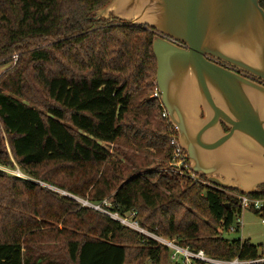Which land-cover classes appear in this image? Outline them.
I'll return each instance as SVG.
<instances>
[{
    "label": "trees",
    "instance_id": "1",
    "mask_svg": "<svg viewBox=\"0 0 264 264\" xmlns=\"http://www.w3.org/2000/svg\"><path fill=\"white\" fill-rule=\"evenodd\" d=\"M107 1L0 0V264H170L165 246L77 197L134 212L140 227L191 251L264 256L222 236L240 213L228 190L144 170L171 160L177 135L152 97L154 33L96 18ZM119 141L147 156L118 147L113 155L108 144ZM15 166L67 195L1 169ZM259 191L250 196L264 199V184ZM250 211L264 221V207ZM57 223L63 228L43 229Z\"/></svg>",
    "mask_w": 264,
    "mask_h": 264
},
{
    "label": "water",
    "instance_id": "2",
    "mask_svg": "<svg viewBox=\"0 0 264 264\" xmlns=\"http://www.w3.org/2000/svg\"><path fill=\"white\" fill-rule=\"evenodd\" d=\"M109 12L155 33L156 89L190 170L213 186L259 193L264 86L206 58L264 81L259 0H111L94 14L99 18Z\"/></svg>",
    "mask_w": 264,
    "mask_h": 264
},
{
    "label": "built area",
    "instance_id": "3",
    "mask_svg": "<svg viewBox=\"0 0 264 264\" xmlns=\"http://www.w3.org/2000/svg\"><path fill=\"white\" fill-rule=\"evenodd\" d=\"M154 97H159V93L156 90L154 93ZM163 108V107H162ZM162 117L167 118V114L165 110L163 109ZM172 157H171V163H170V169L171 171H174L178 174H186L187 177H194V174L190 170V165L188 161V157L186 152L179 146L177 142V136L172 140ZM17 176L18 173H15ZM208 185H211L210 183H205ZM228 190L227 192H229ZM234 199L233 201L238 205L240 209V213H238L234 219L232 224L229 227V231H236L239 226L242 224L241 214L244 210H254L258 211L261 210L264 207V199L263 198H256L252 197L250 195L238 193L231 195ZM82 205H86L89 207H92L95 210L101 211L103 213H107L104 209L101 208L100 204H91L84 200H79ZM103 204H106L105 201H103ZM121 222H125V220H122ZM262 223L264 221L262 220ZM126 226L141 233L145 236L155 240L157 243L165 246L170 254L171 259L174 263L178 264H258L264 262V256L259 257L257 259H240L238 257H234L232 259H222V258H216L209 256L204 253L203 250L198 251H191L190 249L181 246L175 239H169L162 237L156 233L148 232L141 228L136 220L132 217V219L129 221L126 217Z\"/></svg>",
    "mask_w": 264,
    "mask_h": 264
},
{
    "label": "rangeland",
    "instance_id": "4",
    "mask_svg": "<svg viewBox=\"0 0 264 264\" xmlns=\"http://www.w3.org/2000/svg\"><path fill=\"white\" fill-rule=\"evenodd\" d=\"M110 2H111V0H108L103 6H101L98 9H96L95 12L97 10H99V9L102 10V9L106 8L110 4ZM99 18H103L104 20H109L110 18H112L115 21H118V22H121V23H124V24H127V25L139 26V25H135V24H129L127 20L121 19L118 16H115L112 12H109L107 14H103V16L102 17H99ZM16 59H17V55L16 54L12 55L13 63H14V61ZM4 71H5V66H0V75ZM156 90L155 89L153 90L152 97H154V93L156 92ZM119 143L120 144H115V145L114 144H108L111 152H112V149L113 148L118 147L120 150L125 151V152L127 151L130 154L136 156V158H143V157L147 156V154H144V153H142L140 151H136V150H134L132 148H128V146H126V143L123 142V141H119ZM6 151H7L8 154H10V151H9V148H8L7 144H6ZM112 154L114 155V152H112ZM114 158H119V157H117L115 155ZM149 159H152V160L154 159L155 162L157 161V159H155V158H153L151 156H149ZM121 161L126 164V161L125 160H121ZM170 163H171V160H169L168 162H166L164 164V166H159L158 165L159 164L158 162H156V163L153 162L151 164H148L146 167H144V170L147 169V170L157 171L159 173H164V174H172V175L176 174V175L185 176V177L187 176L186 174H178V173H176L174 171H171V169H170ZM1 169L5 170L8 173H12V174L18 173L19 175L20 174L22 175V173H23V175L25 177L28 176V175H26V173H24V171H21L22 172L21 173L19 171V169L17 168V166H15V169L3 168V167ZM26 178H31V180L35 181L40 187H42L44 189H47L49 191L57 192L58 194L67 195L66 192L61 191V190L57 189L55 186L50 185V184H48L46 182L40 181L38 179H34L32 177H26ZM188 178H190V180L192 182H199V183H202V184L208 183L207 182V179L205 177H203V176H200V175H194V177H192V178L191 177H188ZM235 190L229 191L228 194L231 196L233 194L240 193V192H235ZM76 200L78 202H80L79 200H81V198H78L77 197ZM104 201L106 203L104 205L110 206V200H109L108 197H106V199H104ZM105 214L108 215L109 217H111V218L119 221L120 224L124 225L125 227H126V217L128 218L129 221L132 219V217L133 218L135 217V215H134L135 213L134 212L128 213V214H126L124 216H119L115 212H108V211ZM241 219H242V224H241V226H239V228L236 231H223L222 232V236L224 238L228 239V240H232V239H241V240H244L245 239V240H248L251 244H254V245L258 246V249L260 251L262 249H264V223H262L261 217L258 214H255V213H253L250 210H244L242 212V214H241ZM122 220H125V222H121ZM62 228L63 227H62V225L60 223L52 224L50 226L48 225V226L43 227L44 230H48V229H62ZM141 228H143V227H141ZM143 229L146 230V231H148V232H151V231H149V230H147L145 228H143ZM160 236L164 237V235H160ZM138 246L139 245H137V244L130 245V247H138ZM57 251H59V250H57ZM167 260H168V262L170 264L174 263L173 260L171 259L169 253L167 254ZM143 264H151V261L148 260V259H144Z\"/></svg>",
    "mask_w": 264,
    "mask_h": 264
},
{
    "label": "flooded vegetation",
    "instance_id": "5",
    "mask_svg": "<svg viewBox=\"0 0 264 264\" xmlns=\"http://www.w3.org/2000/svg\"><path fill=\"white\" fill-rule=\"evenodd\" d=\"M151 31H152V30H151ZM179 45H181V44H179ZM206 58H207V60H209L210 62H212V63H214V64H216V65H219V66H221V67H223V68H225V69H228V70L234 71V72H236L237 74H239V75L245 77L246 79H248V80H250V81H252V82H255V83H258V84L264 86V81H262V80H260V79H258V78H256V77H254L253 75H251V74H249V73H247V72H244V71L239 70V69H237V68H233V67L230 66L229 64H227V63H225V62H222V61H219V60H217V59H215V58H213V57H209V56H207ZM201 116H202V115H201ZM221 127H222V129H223L224 132L228 131V127H227L225 124L222 123V124H221ZM260 186H261V185H259V186L257 187L258 190L260 189Z\"/></svg>",
    "mask_w": 264,
    "mask_h": 264
}]
</instances>
